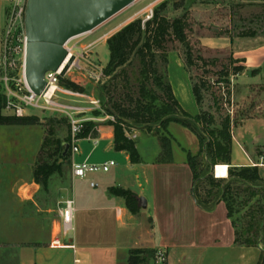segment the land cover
<instances>
[{
	"label": "crops",
	"instance_id": "obj_1",
	"mask_svg": "<svg viewBox=\"0 0 264 264\" xmlns=\"http://www.w3.org/2000/svg\"><path fill=\"white\" fill-rule=\"evenodd\" d=\"M240 54L248 69L264 67V44ZM246 84L264 86V81ZM17 130L0 126V264H128L132 251L157 248L166 251L168 264H260L264 256L260 246L235 243V231L223 202L212 212L195 204L186 152L197 154L199 143L187 129L173 123L165 128L169 135L175 137L172 133H177L186 139L191 150L182 145L176 150L171 147L169 156L161 160L158 156L162 150L156 144L152 158L145 160L135 142L140 162L131 164L126 153L113 150L112 128H100L98 143L81 142L85 149L82 145L74 162L114 161L115 167L85 181L71 180L70 172L62 195L54 191L47 199L30 173L20 176V168H29L21 164V145L24 148L27 139L18 137ZM141 136L139 133L136 138ZM231 136L228 169L255 167L264 182V155L257 153L264 150V119L240 121ZM91 182L95 188L89 186ZM115 188L135 195V214L129 212L122 198L110 193ZM139 198L145 199V209L140 208ZM67 199H73L76 208L75 251L49 245L52 212Z\"/></svg>",
	"mask_w": 264,
	"mask_h": 264
},
{
	"label": "rangeland",
	"instance_id": "obj_2",
	"mask_svg": "<svg viewBox=\"0 0 264 264\" xmlns=\"http://www.w3.org/2000/svg\"><path fill=\"white\" fill-rule=\"evenodd\" d=\"M25 3L26 0H0V40L13 5L17 4V7L24 10ZM163 3L165 8L161 14L164 17L168 20L182 18L186 22L185 35L191 52L192 64L189 66L186 63V47L171 41L156 58V69L170 84L180 108L192 117L204 116L207 121L211 119L209 127L214 130H219L224 119L229 117L230 135L231 130L242 120L254 117L264 119V86L246 84V81H264V67L257 70L248 69L241 58L243 54H240H247L264 44V0H136L92 32L73 38L67 43L65 48L71 57H74V62L70 71L60 78L58 86L66 90V82L75 83L82 89V92L78 93L82 97L57 94L54 102L69 108L70 111H32L25 116L32 119L31 124L9 126L18 128V137L27 139L26 146L23 148L21 145V164H25L29 169L20 168V176L30 173L33 178L34 171L40 164L62 162L60 156L64 152V144L69 139L66 113L82 121L83 129L79 135L82 140L99 139L100 128L106 126H110L113 131L116 122L107 109L111 108L114 102L127 106V96L136 99L141 79L136 58L124 68V73L117 72L112 76L104 74L109 59L106 41L129 23L138 19H150L153 11ZM248 33H253L254 36L240 37L241 34ZM20 72L19 66V70L13 73L12 77L17 79ZM3 78L0 61L1 96L4 93ZM194 86L200 87L199 104H196L192 95ZM146 89L155 95H162L152 79L147 81ZM101 92L105 94L106 100L102 99ZM1 115L6 116L2 111ZM121 129L126 139L137 142L140 155L145 160L152 158L156 144L162 146L160 137L170 151L171 147L176 150V147L181 148V145L191 150L186 139L177 133H172L175 137L169 135L165 128L134 129L122 126ZM139 133L142 136L138 140L136 137ZM81 142L79 147L83 145L85 149V144ZM177 142L180 145L177 146ZM257 153L264 155V150H258ZM167 157L163 154L158 156L161 160ZM69 175L70 162L65 161L59 171L47 179L45 187L39 184L41 195L46 199L54 191H60L62 195L63 188L69 184ZM101 175L98 174L95 178ZM232 208L231 219L241 236V241L246 237L249 225H253L254 231H258L260 216L264 211L263 194L250 198L244 187L234 186ZM52 214L55 221L56 209ZM142 215L145 217L146 213ZM153 257L154 250L131 255L132 259H144V264H153Z\"/></svg>",
	"mask_w": 264,
	"mask_h": 264
},
{
	"label": "trees",
	"instance_id": "obj_3",
	"mask_svg": "<svg viewBox=\"0 0 264 264\" xmlns=\"http://www.w3.org/2000/svg\"><path fill=\"white\" fill-rule=\"evenodd\" d=\"M165 3L161 4L152 13L150 19L135 20L112 35L106 41L109 53L108 64L104 70L106 76L116 75L117 72L124 73V68L136 58L139 64V77L141 79L139 95L136 99L128 97L127 106L120 102H114L109 107V114L115 119L113 125V150L124 152L128 155L131 164L140 162L135 142L124 137L122 126L138 129L139 127L151 129H163L170 123L177 124L190 131L198 140L199 150L192 155L186 152V163L192 174V197L195 204L205 212H212L216 205L223 202L226 206L227 216L235 231V243L244 247H261L264 253V211L260 216L258 231L249 225L246 229V237L241 241L236 226L231 219L233 214V192L234 186H242L248 197L264 195V182L260 179L255 167L229 168L231 161V122L226 117L219 130L210 129L212 120H206L204 116L192 117L180 108L175 99L170 84L159 75L156 69V58L164 52L167 43L176 41L186 47V63L191 65V52L188 49L185 35L186 22L184 19L168 20L161 12ZM253 33L241 34L240 37L252 38ZM202 61V59H200ZM152 79L154 85L161 92V96L146 89L147 81ZM65 87L73 92L81 93L82 89L75 83H65ZM199 88H192V95L196 104L200 102ZM102 99L106 96L101 92ZM159 104H156V102ZM5 99L0 95V126H25L31 124L30 117L15 118L1 115ZM106 103V102H105ZM106 105V104H105ZM162 154L169 156L170 150L162 137ZM69 151L59 164H40L34 171L33 178L37 184L46 186L47 179L59 168L63 162L69 161ZM224 164V165H220ZM218 165V166H217ZM227 165V166H225ZM216 166V167H215ZM211 167H215L214 179L210 174ZM228 170V171H227ZM260 192V193H258ZM113 196L122 198L130 213L137 212V199L133 193L119 188L111 189ZM142 254L144 251L135 250L130 254ZM129 257L128 264H144V259H132ZM263 255L260 264L263 262ZM138 261V262H137Z\"/></svg>",
	"mask_w": 264,
	"mask_h": 264
},
{
	"label": "built area",
	"instance_id": "obj_4",
	"mask_svg": "<svg viewBox=\"0 0 264 264\" xmlns=\"http://www.w3.org/2000/svg\"><path fill=\"white\" fill-rule=\"evenodd\" d=\"M17 6V4H14L10 10L3 30L2 39L0 40V61L4 76L2 81L4 88L3 97L5 99L2 112L6 114V116L15 118H23L32 111L42 112L59 109L68 112L70 111L69 108L62 107L54 102L57 94L71 97H82V95L77 92L74 93L69 89L64 90L58 86L60 80L59 73L61 70L57 72H47L44 75L46 90L42 95H34L25 82L23 66L26 42L23 24L24 10ZM19 66L21 67V72L17 74L18 78L15 79L12 77V74L19 70ZM94 104H96V102ZM66 114L69 123V139L67 143L69 144L72 180L85 181L89 176L98 174L105 175L109 173V171L115 167L114 161H107L102 164H90L85 161L81 163L74 162V157L80 154L79 143L81 141L96 145L98 139H80L79 135L83 129L82 121H78L68 113ZM212 176L215 179H225L227 177V175L224 178ZM89 186L95 188L96 184L91 182ZM75 213L76 208L73 199H67L59 203L56 209L57 220L52 224L50 247L75 251L73 238L75 233ZM153 264H168L167 253L163 248L154 250Z\"/></svg>",
	"mask_w": 264,
	"mask_h": 264
},
{
	"label": "water",
	"instance_id": "obj_5",
	"mask_svg": "<svg viewBox=\"0 0 264 264\" xmlns=\"http://www.w3.org/2000/svg\"><path fill=\"white\" fill-rule=\"evenodd\" d=\"M136 0H26L24 8L25 56L24 78L34 95L46 90L44 75L57 72L68 52L67 43L73 38L92 32L97 27L133 4ZM70 57L59 73L63 78L71 69ZM69 144H64L65 157ZM215 167L210 174L214 175ZM141 209L146 201L138 199Z\"/></svg>",
	"mask_w": 264,
	"mask_h": 264
},
{
	"label": "bare ground",
	"instance_id": "obj_6",
	"mask_svg": "<svg viewBox=\"0 0 264 264\" xmlns=\"http://www.w3.org/2000/svg\"><path fill=\"white\" fill-rule=\"evenodd\" d=\"M71 57V54H70V52H69V55H68V57L66 58V60H65V62H64V64H63V66L60 68V70H62L63 69V67H64V65H65V63H67V61H68V59Z\"/></svg>",
	"mask_w": 264,
	"mask_h": 264
}]
</instances>
